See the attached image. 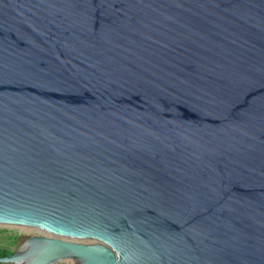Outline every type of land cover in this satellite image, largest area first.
I'll return each mask as SVG.
<instances>
[{
    "label": "water",
    "instance_id": "95a60500",
    "mask_svg": "<svg viewBox=\"0 0 264 264\" xmlns=\"http://www.w3.org/2000/svg\"><path fill=\"white\" fill-rule=\"evenodd\" d=\"M0 264H264V0H0Z\"/></svg>",
    "mask_w": 264,
    "mask_h": 264
},
{
    "label": "rangeland",
    "instance_id": "374dc122",
    "mask_svg": "<svg viewBox=\"0 0 264 264\" xmlns=\"http://www.w3.org/2000/svg\"><path fill=\"white\" fill-rule=\"evenodd\" d=\"M30 233L19 229L17 226H0V249L14 251L17 249ZM73 264L71 260L65 261Z\"/></svg>",
    "mask_w": 264,
    "mask_h": 264
},
{
    "label": "bare ground",
    "instance_id": "6f19581e",
    "mask_svg": "<svg viewBox=\"0 0 264 264\" xmlns=\"http://www.w3.org/2000/svg\"><path fill=\"white\" fill-rule=\"evenodd\" d=\"M19 229L25 230V233H38V232H43V230L37 228V227H32V226H24V225H16Z\"/></svg>",
    "mask_w": 264,
    "mask_h": 264
},
{
    "label": "trees",
    "instance_id": "16d2710c",
    "mask_svg": "<svg viewBox=\"0 0 264 264\" xmlns=\"http://www.w3.org/2000/svg\"><path fill=\"white\" fill-rule=\"evenodd\" d=\"M8 253H10V251L5 250V249H0V255H6Z\"/></svg>",
    "mask_w": 264,
    "mask_h": 264
},
{
    "label": "flooded vegetation",
    "instance_id": "af4514ba",
    "mask_svg": "<svg viewBox=\"0 0 264 264\" xmlns=\"http://www.w3.org/2000/svg\"><path fill=\"white\" fill-rule=\"evenodd\" d=\"M58 264H69V263H66L65 261H63V262H59Z\"/></svg>",
    "mask_w": 264,
    "mask_h": 264
}]
</instances>
